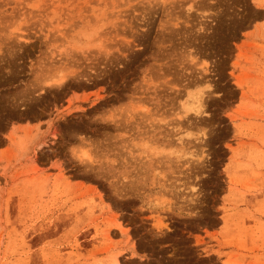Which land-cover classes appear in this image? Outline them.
<instances>
[{"label": "rangeland", "instance_id": "obj_1", "mask_svg": "<svg viewBox=\"0 0 264 264\" xmlns=\"http://www.w3.org/2000/svg\"><path fill=\"white\" fill-rule=\"evenodd\" d=\"M0 264H264V0H0Z\"/></svg>", "mask_w": 264, "mask_h": 264}, {"label": "bare ground", "instance_id": "obj_2", "mask_svg": "<svg viewBox=\"0 0 264 264\" xmlns=\"http://www.w3.org/2000/svg\"><path fill=\"white\" fill-rule=\"evenodd\" d=\"M60 80H62V78Z\"/></svg>", "mask_w": 264, "mask_h": 264}]
</instances>
